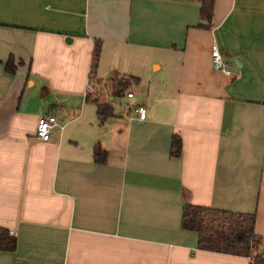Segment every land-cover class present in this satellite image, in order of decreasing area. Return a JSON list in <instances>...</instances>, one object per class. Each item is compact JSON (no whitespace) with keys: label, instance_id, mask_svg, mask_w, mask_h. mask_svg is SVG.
<instances>
[{"label":"crops","instance_id":"1","mask_svg":"<svg viewBox=\"0 0 264 264\" xmlns=\"http://www.w3.org/2000/svg\"><path fill=\"white\" fill-rule=\"evenodd\" d=\"M199 7L0 0V227L16 239L0 264L248 263L198 249L184 203L253 214L264 251V0H213L208 27ZM94 39V79L126 80L102 122L84 99ZM46 114L62 129L39 141Z\"/></svg>","mask_w":264,"mask_h":264},{"label":"trees","instance_id":"2","mask_svg":"<svg viewBox=\"0 0 264 264\" xmlns=\"http://www.w3.org/2000/svg\"><path fill=\"white\" fill-rule=\"evenodd\" d=\"M213 0H200L198 26L208 27L212 14ZM99 54V41H93L88 71L90 89L85 94V101L95 106L99 122L114 116V104L110 98H116L126 90L125 79H108L103 87L101 82L93 77ZM8 73L15 72L13 58L10 57L5 65ZM179 152V141L172 137L170 153ZM93 156L101 161L104 156L99 146H95ZM253 214L218 210L204 206L184 203L180 216V227L192 230L197 235V248L205 251L242 256L248 259L247 264H264V251L261 250V237L253 230ZM16 239L8 230L0 227V251H13Z\"/></svg>","mask_w":264,"mask_h":264},{"label":"built area","instance_id":"3","mask_svg":"<svg viewBox=\"0 0 264 264\" xmlns=\"http://www.w3.org/2000/svg\"><path fill=\"white\" fill-rule=\"evenodd\" d=\"M210 65L213 71H217L223 74L228 73L227 62H225L215 44L210 47ZM126 97H130L131 93L127 92ZM137 113V118L142 120L144 117V108L141 105H137L134 108ZM54 128L58 130L62 129V125L56 122V117L52 114L40 115L36 119L34 136L39 141H47L54 133Z\"/></svg>","mask_w":264,"mask_h":264},{"label":"rangeland","instance_id":"4","mask_svg":"<svg viewBox=\"0 0 264 264\" xmlns=\"http://www.w3.org/2000/svg\"><path fill=\"white\" fill-rule=\"evenodd\" d=\"M100 82H101L100 86L103 87L104 83L106 82V79H103V80L100 81ZM135 89H136L135 87H129V88H128V90H129V91H132V92H135ZM117 100L119 101V99H117ZM120 100H121V99H120Z\"/></svg>","mask_w":264,"mask_h":264}]
</instances>
